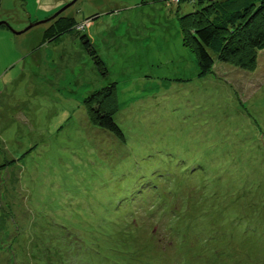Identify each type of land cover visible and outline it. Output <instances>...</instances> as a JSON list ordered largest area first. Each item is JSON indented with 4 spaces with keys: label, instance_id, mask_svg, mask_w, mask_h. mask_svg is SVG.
<instances>
[{
    "label": "rangeland",
    "instance_id": "obj_1",
    "mask_svg": "<svg viewBox=\"0 0 264 264\" xmlns=\"http://www.w3.org/2000/svg\"><path fill=\"white\" fill-rule=\"evenodd\" d=\"M74 1H0V264H228L227 247L264 264V50L199 77L179 29L188 0ZM66 6L105 77L74 33L41 44ZM110 84L124 140L83 104ZM202 188L200 221L180 232L174 197Z\"/></svg>",
    "mask_w": 264,
    "mask_h": 264
},
{
    "label": "trees",
    "instance_id": "obj_2",
    "mask_svg": "<svg viewBox=\"0 0 264 264\" xmlns=\"http://www.w3.org/2000/svg\"><path fill=\"white\" fill-rule=\"evenodd\" d=\"M188 3L191 4L192 10L187 11V13L179 17V29L183 46L195 58L199 77H207L213 74L214 68L218 64L226 65L233 63L246 50L247 53L261 52L264 50V0H188ZM4 26L5 24L1 25L0 28ZM80 26V23L73 17L60 14L49 21L48 26L42 32L40 42L42 45L52 44L57 46L61 44L63 36L74 33L75 38L80 40L84 50L91 57L95 66L103 69L101 70V74L105 77L108 74V70L86 33L84 32L82 34L78 31L79 29H84L80 28ZM113 94L115 99V85L110 84L92 92L85 98L83 104L86 109L88 121L92 126L109 132L119 140H124V133L114 120L116 108H111L110 105ZM245 164L247 165L249 163ZM220 170L221 168L218 171ZM225 172L230 179L231 174L228 171ZM209 175L211 174L208 173L204 179L211 182L214 181L216 184L219 183V187L225 181L220 174L218 176H215L213 173L212 176ZM224 178H226V175ZM227 183L228 181L222 186H226ZM216 192L218 191L210 187L207 195L210 196ZM178 194L177 192L173 193L174 196ZM205 194V189L202 188L201 194L196 195L193 199L190 198V192L184 193V199L182 198V194L181 198L173 196L176 198V202H178L176 206L179 205L178 207H173L177 209L174 212L176 217L173 218V221L178 220L177 230L181 232L182 229L185 233L190 229V225L193 224L191 223V218L196 219L198 217L197 215L201 213V203L204 202ZM170 207L171 203L167 200L165 204H162L163 212L160 214H162L163 220H160V222H167L168 226L170 224L173 227L168 220L174 216L170 215L174 210L173 208L170 209ZM245 210L249 212L248 208ZM203 218L205 217L203 216ZM203 218L201 217V222H198L200 227L202 226V230L209 225V223L203 221ZM207 222H210L212 225L215 223L214 219ZM174 229L176 230V228ZM199 236L201 235L199 234ZM222 238L221 236L218 237L220 241H222ZM230 241L232 240L230 239ZM196 243L198 246L201 245L199 239ZM237 253L239 256L234 257L232 253H229V247H227V251L221 253L223 254L221 257L226 255L225 257L230 262L228 264H242L240 259L236 260V258L241 256L242 251ZM245 254L249 255V250L245 251Z\"/></svg>",
    "mask_w": 264,
    "mask_h": 264
},
{
    "label": "water",
    "instance_id": "obj_3",
    "mask_svg": "<svg viewBox=\"0 0 264 264\" xmlns=\"http://www.w3.org/2000/svg\"><path fill=\"white\" fill-rule=\"evenodd\" d=\"M76 1V0H75ZM74 1V2H75ZM70 6V5H69ZM69 6H66L65 8H63L62 10H60L58 13H56L54 16H52L50 19H48V20H46V21H43L44 23H46V22H49V21H51L52 19H54L55 17H57V16H59L60 14H62V12L65 10V9H67V7H69ZM4 23H0V26L1 25H3ZM35 24H33V25H29L27 28H25L22 32H18V33H15V34H22V33H24V32H26V31H28L30 28H32L33 26H34Z\"/></svg>",
    "mask_w": 264,
    "mask_h": 264
}]
</instances>
